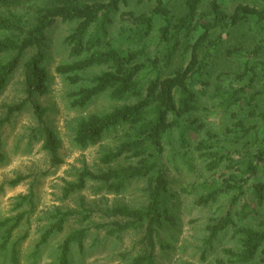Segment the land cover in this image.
<instances>
[{
	"label": "trees",
	"instance_id": "16d2710c",
	"mask_svg": "<svg viewBox=\"0 0 264 264\" xmlns=\"http://www.w3.org/2000/svg\"><path fill=\"white\" fill-rule=\"evenodd\" d=\"M128 2L0 0V94L22 66L26 99L8 111L33 102L52 168L65 163L62 140L46 122L49 109L33 99L49 91V31L57 21L71 26L64 38L68 60L56 67L74 87L68 93L70 106L84 109L104 94L116 103L77 119V147L102 143L112 132L116 141L100 154L97 169L78 170L64 195L91 182L112 194L133 182L144 183L139 204L94 208L82 200L79 211L57 208L40 233L35 254L64 232L56 261L71 264L73 248L84 252L92 231L115 239L132 231L140 238L122 254L128 264H161L158 248L169 246L162 235L178 228L180 200L187 197L195 207L213 211L204 227L202 262L264 264V88L255 86L264 75V40L250 50L241 45L226 50V56L245 64L241 71L212 69L211 60L233 30L245 27L261 35L264 7L237 0L228 10L222 0H184L176 13L166 0H156L148 10L125 11L122 5ZM20 200L34 205L32 192ZM75 213L82 216L78 227L70 226ZM29 221L26 213L0 221L5 228L0 264H21L18 246L29 232L9 244L15 230ZM225 234H231V244L215 254Z\"/></svg>",
	"mask_w": 264,
	"mask_h": 264
},
{
	"label": "rangeland",
	"instance_id": "374dc122",
	"mask_svg": "<svg viewBox=\"0 0 264 264\" xmlns=\"http://www.w3.org/2000/svg\"><path fill=\"white\" fill-rule=\"evenodd\" d=\"M222 1L228 10H232L237 2V0ZM166 2L173 11L179 13L184 0H166ZM243 2L259 8L264 7V0H243ZM155 3L156 0H129L128 4L122 5V8L125 11L148 10ZM158 21L157 29L162 23V20ZM70 29L69 24L60 20L50 29L46 62L49 72V91L45 95L37 94L33 99L34 102L49 109L46 122L58 132L62 140L61 152L65 159L62 166L52 168L49 164L50 156L43 148L45 140L43 126L35 116L32 101L25 103L22 110L9 114V106H15L26 99L22 66L15 71L0 94V135L3 139L0 154L4 155L3 161H0V221L13 219L21 213H26V217L30 216L29 222H24L15 230L9 244L11 247L15 241L24 237L27 231L29 232L18 246L21 264H57L58 245L66 234L64 232L56 234L49 245L41 247L40 254H35L40 233L44 225L51 221L52 213L57 208L65 211H79L82 200L88 207L94 208H105L119 203L139 204L143 200V182H133L119 194L108 193L98 184L91 182L80 192L69 196L64 195L63 189L66 183L77 179L78 170L83 167L97 169L100 154L116 141L115 132H112L106 135L102 143L86 149L77 147L73 142L74 127L79 117L109 110L116 103L104 94L93 99L84 109H75L70 106L68 93L74 87L56 72V67L68 60L69 50L64 44V38ZM259 40H264V32L255 36L254 33H248V28L245 27L224 35L223 43L212 52V69L241 71L245 64L226 56V50L231 46L239 45L250 50ZM260 59L264 60V52ZM251 75L252 72L246 77L245 84L249 82ZM255 86L257 89L264 88V75L261 73ZM19 177L23 178L21 182L16 185L11 184L13 179ZM31 192L33 207L28 202L22 204L20 200L21 196ZM179 214L178 228L173 231L167 230L162 235V243L169 246L158 248L159 262L161 264H210L201 261L200 246L205 232L204 227L213 211L195 207L190 199L182 197ZM94 217L95 220L102 219L99 215ZM81 220L82 216L75 213L70 219V226H80ZM4 229L0 226V244ZM139 238L140 234L132 231L125 233L120 239H115L107 236L103 231L94 230L86 240L84 252H81L77 246L73 248L71 264H128L122 254L129 252L135 240ZM230 244L231 234L221 236L216 243L215 254H218L221 247Z\"/></svg>",
	"mask_w": 264,
	"mask_h": 264
}]
</instances>
